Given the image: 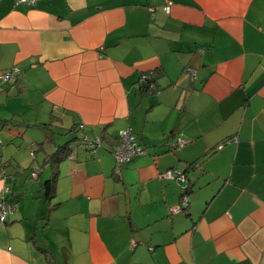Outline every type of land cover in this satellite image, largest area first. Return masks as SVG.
Segmentation results:
<instances>
[{
	"label": "crops",
	"instance_id": "obj_1",
	"mask_svg": "<svg viewBox=\"0 0 264 264\" xmlns=\"http://www.w3.org/2000/svg\"><path fill=\"white\" fill-rule=\"evenodd\" d=\"M11 68L0 264H264V0H0ZM26 126L44 143L75 126L103 150L64 158L48 200L13 201ZM122 129L147 153L117 166Z\"/></svg>",
	"mask_w": 264,
	"mask_h": 264
},
{
	"label": "rangeland",
	"instance_id": "obj_2",
	"mask_svg": "<svg viewBox=\"0 0 264 264\" xmlns=\"http://www.w3.org/2000/svg\"><path fill=\"white\" fill-rule=\"evenodd\" d=\"M39 127H22L25 130H21L19 137L17 136L14 139L16 155L12 158V163L6 167V169L9 170L8 172L12 173V176L8 175L7 177L9 185H11V181L13 180L11 189L14 192V196L10 197L13 201L22 197L27 198L31 196L35 197L37 200L38 191L41 192V199H44L43 196H46L45 198L48 200V194H46L47 188L44 183L45 180L50 177L49 169L44 168L45 172L40 174L37 178L32 176V172L38 171L37 167L43 166V160L48 156L45 155L46 153H44L43 150H40L41 145H38V142H42L45 137L44 135L46 134V130ZM83 135H85L83 129L64 131V133H58L54 135V137L52 135L48 136V143L45 142L44 144L49 153L56 150V148H54L55 143L65 144V142L69 141L68 143L71 148L69 151V157L76 158L81 154V152H87L82 150L84 145L82 143ZM97 149L101 152L103 150V146L98 144ZM87 155L89 157H96L97 154L95 156L89 154ZM32 193H34V195H32Z\"/></svg>",
	"mask_w": 264,
	"mask_h": 264
},
{
	"label": "built area",
	"instance_id": "obj_3",
	"mask_svg": "<svg viewBox=\"0 0 264 264\" xmlns=\"http://www.w3.org/2000/svg\"><path fill=\"white\" fill-rule=\"evenodd\" d=\"M35 0H16V2H24L28 4L34 3ZM170 3L162 4V9L165 12L170 11ZM154 11V6H150V12ZM18 73L17 68H11L7 71H0V81L8 82L15 78ZM80 128H83V125H80ZM82 143L85 150H90L91 152H95L98 144H101L99 138L91 139L87 136V134L83 135ZM184 141L181 138H178L175 141L174 145H183ZM112 155L115 159L117 166H122L128 162H130L134 157L143 155L147 153V149L138 141L137 136L131 132L130 129H122L119 131L117 136V144L111 150ZM36 172H32V176H36ZM170 175V173H168ZM178 178L183 180L184 175L182 173L178 174ZM188 203L187 197L185 195L182 196L180 204L171 208V212L181 211L184 206ZM8 206L6 201L3 198H0V221L3 222L6 220L8 215Z\"/></svg>",
	"mask_w": 264,
	"mask_h": 264
},
{
	"label": "trees",
	"instance_id": "obj_4",
	"mask_svg": "<svg viewBox=\"0 0 264 264\" xmlns=\"http://www.w3.org/2000/svg\"><path fill=\"white\" fill-rule=\"evenodd\" d=\"M145 81L143 83H141V86H144L142 91L146 92V90L152 89V88H151V79L150 78H148V79L146 78ZM75 128L76 127L73 126L72 128H70V130H76ZM99 141L101 143L102 138H99ZM68 142L69 141L65 142V144H57V143H55L54 144V148H56V150H53V151L49 152L47 154L48 156L45 158V160L50 164V168H51V175H50V177L48 179L45 180V183H44V185L47 188L46 194H48V196H50L52 194V192H53L54 183L57 180V174H58L57 168L59 166V163L64 158L69 156V151H70L71 148H70ZM43 143H44L43 141L42 142H38V145H42ZM116 144H117V142H115L114 146ZM44 185H42V186H44Z\"/></svg>",
	"mask_w": 264,
	"mask_h": 264
}]
</instances>
